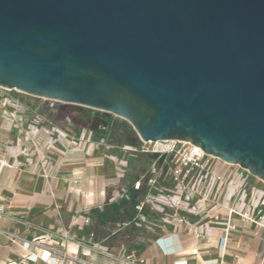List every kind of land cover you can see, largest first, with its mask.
Masks as SVG:
<instances>
[{"label":"water","instance_id":"obj_1","mask_svg":"<svg viewBox=\"0 0 264 264\" xmlns=\"http://www.w3.org/2000/svg\"><path fill=\"white\" fill-rule=\"evenodd\" d=\"M0 86L264 181V0H0Z\"/></svg>","mask_w":264,"mask_h":264},{"label":"crops","instance_id":"obj_2","mask_svg":"<svg viewBox=\"0 0 264 264\" xmlns=\"http://www.w3.org/2000/svg\"><path fill=\"white\" fill-rule=\"evenodd\" d=\"M25 105V128H31L36 115L41 114L44 125L63 129L68 136L56 148L51 145L52 137L39 131L34 145L23 132L7 127L0 105V159L12 164L0 170V204L5 206L0 214V230L17 231L26 239L64 229L79 239L93 234V240L104 242L114 252L124 246L133 257L143 259L141 264H264V225L236 213L231 216L235 227L229 231L225 253L222 251L224 225L214 220L228 221L225 210L216 212L212 219L188 214L195 229L202 232L200 237L193 234L194 227L192 231L171 226L143 229L131 224L128 226L133 232L127 235L130 246L119 245L115 236L125 228H119V224L133 217L137 201L130 207L121 205L132 200V192L142 191L140 198L143 195L145 187L137 190L133 183L147 167L149 158L128 153V163L115 161L114 156L122 155L121 146L131 144L117 143L103 134L110 119L103 128L92 130L79 120L73 119L71 124L72 118L44 104ZM116 149H120L119 155ZM250 178L240 208L264 223V203H260L264 187ZM123 189L130 197L115 198L116 192ZM253 201L257 206L252 205ZM119 211L127 214L126 218L119 220ZM86 219L90 222L86 223ZM61 247L93 264H124L98 252L86 255V249L73 243ZM26 252L24 247L11 244L0 231V264H18ZM37 253L38 257L33 255L28 264H53L54 253Z\"/></svg>","mask_w":264,"mask_h":264},{"label":"built area","instance_id":"obj_3","mask_svg":"<svg viewBox=\"0 0 264 264\" xmlns=\"http://www.w3.org/2000/svg\"><path fill=\"white\" fill-rule=\"evenodd\" d=\"M9 90L0 86V105L4 108L3 115L7 127L23 132L34 145H37V134L43 131L52 137L51 145L59 148V141L68 136L66 132L44 125L45 119L41 114L36 115V123L31 128H25L22 125V117L26 105L11 95ZM121 151L119 158L114 156L115 161L119 163H128V153L148 155L149 160L145 170L133 183L134 189L145 187V191L134 204L133 217L120 223L119 228L133 224L143 229L171 226L175 230L188 227L192 231L194 227L193 234L200 237L202 232L195 229V222L188 218V214L197 215L201 219H212L216 212L225 210L228 212V221L214 220L215 224L224 225L222 251L225 253L229 231L235 227L231 221L232 214L236 213L244 219L264 225L253 213L240 208L249 176L247 170L240 165L223 161L190 141L177 139L142 140L137 146L122 145ZM3 166L11 167L12 164L0 159V170ZM118 197L129 198L130 195L123 189L116 192L115 198ZM260 203H264V194ZM252 205L257 206V202L253 201ZM4 211L5 206L0 204V214ZM89 222L90 219H86V223ZM25 224L32 226L29 221H25ZM0 231L11 244L20 245L27 251L18 264H28L33 255L38 257L39 250L54 253L53 264H93L85 257L63 249L61 246L64 243H73L86 249V255L98 252L124 264L143 262L142 258L133 257L124 246L117 252L112 251L104 242L93 240V234L88 239H79L70 230L64 229L26 239L17 231Z\"/></svg>","mask_w":264,"mask_h":264},{"label":"rangeland","instance_id":"obj_4","mask_svg":"<svg viewBox=\"0 0 264 264\" xmlns=\"http://www.w3.org/2000/svg\"><path fill=\"white\" fill-rule=\"evenodd\" d=\"M9 93L19 98L23 103L28 101V102H32L35 105L44 104L47 107L56 109L59 113H64L66 114V116L72 118L70 119L71 124L74 122V120H81L83 118H88L89 121L86 123V126L92 130L103 128L109 119H110V122L112 123L110 124L111 127L114 125L119 127L121 125L126 124L127 122L125 119L120 118L106 111L95 110V109H91V108L76 105V104H69V103H63V102H59L55 100L39 98V97H35V96H31V95L19 92L17 90H9ZM115 152L119 155L120 149H116ZM247 173L251 177L250 179L252 181H255V183H259L260 186L264 187V181L262 179L251 175L248 171Z\"/></svg>","mask_w":264,"mask_h":264},{"label":"trees","instance_id":"obj_5","mask_svg":"<svg viewBox=\"0 0 264 264\" xmlns=\"http://www.w3.org/2000/svg\"><path fill=\"white\" fill-rule=\"evenodd\" d=\"M25 104L30 106L34 105L32 102H28V101L25 102ZM79 121H82V123L86 124L89 120L88 118H83ZM110 124L112 123L110 122ZM110 124H108L107 129L103 131V134H107V136L110 137L113 141L117 143L131 144L134 146H137L142 142V140L135 132V130L132 129L130 123L126 122V124L121 125L119 127L115 125L111 127ZM146 157L149 158L148 155H146ZM141 192L142 191L132 192L133 194L132 200L125 201L122 205L121 204L119 205H121L122 208L132 206L134 202H136L140 198L139 196ZM125 216H127V214H123L120 211L117 213V218L119 220H123L124 218H126ZM132 232H133L132 226H128L123 229H120L115 236L119 242V245L126 244V246H130L129 239H127V235L132 234Z\"/></svg>","mask_w":264,"mask_h":264}]
</instances>
